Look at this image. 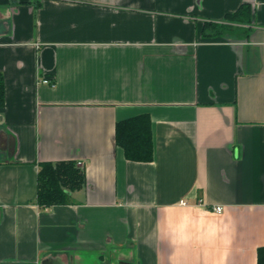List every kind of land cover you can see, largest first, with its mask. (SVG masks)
<instances>
[{
  "label": "crops",
  "instance_id": "1",
  "mask_svg": "<svg viewBox=\"0 0 264 264\" xmlns=\"http://www.w3.org/2000/svg\"><path fill=\"white\" fill-rule=\"evenodd\" d=\"M243 5L250 23L203 37ZM0 74V264H258L264 0H0ZM142 114L149 163L115 141ZM60 161L86 184L41 209Z\"/></svg>",
  "mask_w": 264,
  "mask_h": 264
},
{
  "label": "trees",
  "instance_id": "2",
  "mask_svg": "<svg viewBox=\"0 0 264 264\" xmlns=\"http://www.w3.org/2000/svg\"><path fill=\"white\" fill-rule=\"evenodd\" d=\"M252 9L243 5L228 14L222 22H206L202 31L205 39H216L238 29V25L250 23ZM5 105V83L0 74V108ZM116 144L125 157L134 162L149 163L155 159L152 120L149 114L132 117L116 124ZM86 173L75 161L44 162L38 173L37 203L41 209L71 203V193L86 184ZM258 264H264V247L258 250Z\"/></svg>",
  "mask_w": 264,
  "mask_h": 264
},
{
  "label": "built area",
  "instance_id": "3",
  "mask_svg": "<svg viewBox=\"0 0 264 264\" xmlns=\"http://www.w3.org/2000/svg\"><path fill=\"white\" fill-rule=\"evenodd\" d=\"M42 82L44 84H51V80H49V79H44ZM78 165L79 166H83V163L82 162H78ZM181 204L182 205H185L186 202L185 201H182ZM212 211L215 212V213H218V214H222L224 212V207L223 206H214L212 208Z\"/></svg>",
  "mask_w": 264,
  "mask_h": 264
},
{
  "label": "water",
  "instance_id": "4",
  "mask_svg": "<svg viewBox=\"0 0 264 264\" xmlns=\"http://www.w3.org/2000/svg\"><path fill=\"white\" fill-rule=\"evenodd\" d=\"M54 262L53 261H44L43 264H53Z\"/></svg>",
  "mask_w": 264,
  "mask_h": 264
}]
</instances>
